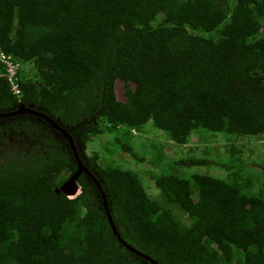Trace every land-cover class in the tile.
Here are the masks:
<instances>
[{"label":"trees","instance_id":"obj_1","mask_svg":"<svg viewBox=\"0 0 264 264\" xmlns=\"http://www.w3.org/2000/svg\"><path fill=\"white\" fill-rule=\"evenodd\" d=\"M0 52L21 63L22 89L0 66V114L23 103L79 140L128 244L159 264H264V162L232 147L217 177L184 170L210 160L132 144L149 122L177 144L264 137V0H0ZM104 132L138 161L151 150L157 195L86 154ZM76 169L44 119L0 117V264H154L114 234L86 174L78 196L56 192Z\"/></svg>","mask_w":264,"mask_h":264},{"label":"rangeland","instance_id":"obj_2","mask_svg":"<svg viewBox=\"0 0 264 264\" xmlns=\"http://www.w3.org/2000/svg\"><path fill=\"white\" fill-rule=\"evenodd\" d=\"M25 68L32 74V66L29 63L25 65ZM114 140L115 135L113 133L98 134L88 142L85 152L89 156L97 153L98 161H101L104 165L111 163L134 170L139 174L148 192L153 196L157 195L159 192L154 185L151 174L158 172L159 169H155L149 163L152 155L151 150L145 151L146 160L138 161L132 154L116 149V145H113ZM132 144L137 152H143L145 145L156 144L162 146L164 152L172 160H189L190 158L210 160V164L189 166L190 168L186 167L184 170L211 174L217 177L227 175V170L219 163L226 162L228 158L227 151L231 150L232 147L233 150L243 152L242 156L245 160L264 162V137L244 136L235 138L227 133L216 135L206 133L204 136L193 135L190 141L185 144H177L166 133L155 127L152 122H149L142 130L133 132Z\"/></svg>","mask_w":264,"mask_h":264},{"label":"water","instance_id":"obj_3","mask_svg":"<svg viewBox=\"0 0 264 264\" xmlns=\"http://www.w3.org/2000/svg\"><path fill=\"white\" fill-rule=\"evenodd\" d=\"M17 112V111H16ZM8 114H0L1 116H6ZM45 120H47L48 122H50L57 130H59L62 134V136H64L65 138H67L70 141L71 146L73 147L74 151H75V156L76 159L79 161V165H78V169L71 175V177L61 186V188H58L56 190L57 193H61L63 192L64 194H66L68 197L73 198L78 196L81 193V187L79 186L77 180L79 178V176L85 172L88 175H90L92 177V179L94 180V182L99 186L101 194H102V198L104 201V206L106 208V212L108 215V219L110 222V225L112 227V230L114 232V234L117 235V237L120 239V241L130 250L134 251L135 253H137L140 256L145 257L146 259H148L149 261H151L154 264H159L158 262H156L153 258H151L150 256L140 252L139 250H137L136 248H134L132 245L128 244L124 239H122L121 235L118 232L117 227L114 224V221L112 219L110 210L108 208V204H107V196L105 194V192L103 191L100 182L97 180L96 176L94 175L93 172H91V170H89L87 164L85 163V161L83 162L82 159L80 158V156L78 155L77 151H76V147L74 145V139L73 137L70 135V133L68 132V130L66 128H64L63 126L59 125L58 123H56L52 118H50L49 116H47L46 114H40Z\"/></svg>","mask_w":264,"mask_h":264},{"label":"built area","instance_id":"obj_4","mask_svg":"<svg viewBox=\"0 0 264 264\" xmlns=\"http://www.w3.org/2000/svg\"><path fill=\"white\" fill-rule=\"evenodd\" d=\"M0 66L3 67L2 75L10 83L11 90L14 94L20 96L22 94L20 82L21 63L12 56L0 52Z\"/></svg>","mask_w":264,"mask_h":264},{"label":"flooded vegetation","instance_id":"obj_5","mask_svg":"<svg viewBox=\"0 0 264 264\" xmlns=\"http://www.w3.org/2000/svg\"><path fill=\"white\" fill-rule=\"evenodd\" d=\"M31 106H33V105H31ZM17 112H11V113H7L8 115H6V116H9V115H13V114H24V113H31V114H34L35 116H37V117H39V118H42V119H44L40 114H45L44 112L42 113V112H39V111H35V110H33V109H29L28 107H26V105L25 104H23V103H20V105H18L17 106ZM6 116H1V117H6ZM48 116V115H47ZM50 117V116H49ZM45 120V119H44ZM46 122H48L47 120H45ZM55 121V120H54ZM56 122V121H55ZM49 124H51L50 122H48ZM57 123V122H56ZM51 126L52 127H54L52 124H51ZM55 128V127H54ZM56 129V128H55ZM57 130V129H56ZM59 131V130H58ZM60 132V131H59ZM69 132V131H68ZM61 133V132H60ZM70 133V132H69ZM71 135V134H70ZM72 136V135H71ZM64 137V136H63ZM65 138V137H64ZM65 139H67V138H65ZM68 140V139H67ZM69 141V140H68ZM69 144H70V141H69ZM74 145H75V147H76V151H77V153H78V155L80 156V158L82 159V161L84 162L85 161V163L87 164V166H88V168H89V170H91L90 169V167H89V165L91 164V162L89 161V158L88 157H86L85 155H84V151H83V148H82V145L80 144V142H79V140H74ZM70 147H71V149H72V151H73V153H74V157H75V159H76V156H75V151H74V149H73V147L71 146V144H70ZM76 162H77V169H78V165H79V161L76 159ZM76 169V170H77ZM92 172V171H91ZM82 174H86L88 177H90V179H92V177L90 176V175H88L87 173H85V172H83ZM81 174V175H82ZM80 175V176H81ZM79 176V177H80ZM71 177V176H70ZM69 177V178H70ZM68 178V179H69ZM67 179V180H68ZM79 179V178H78ZM66 180V181H67ZM65 181V182H66ZM92 181L94 182V180L92 179ZM64 182V183H65ZM77 182H78V180H77ZM63 183V184H64ZM62 184V185H63ZM78 184H79V182H78ZM61 185V186H62ZM97 185V184H96ZM61 186L59 187V188H61ZM79 186L81 187V185L79 184ZM98 186V185H97ZM99 187V186H98ZM58 189V188H57ZM56 189V190H57ZM63 193V192H62ZM103 204H104V201H103ZM107 204H108V202H107ZM105 207V206H104ZM109 208V207H108Z\"/></svg>","mask_w":264,"mask_h":264}]
</instances>
